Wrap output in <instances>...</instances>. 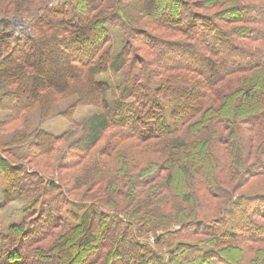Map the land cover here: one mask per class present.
Returning <instances> with one entry per match:
<instances>
[{
	"label": "trees",
	"instance_id": "trees-1",
	"mask_svg": "<svg viewBox=\"0 0 264 264\" xmlns=\"http://www.w3.org/2000/svg\"><path fill=\"white\" fill-rule=\"evenodd\" d=\"M169 1L175 5V9L170 10V15L176 17L178 25H165L168 26L166 30L197 46L204 62H200L203 65L201 70L193 68V63L186 65L184 62L187 60L182 56L178 57L182 63L155 64L157 71L163 73L164 78H169L166 83H159L153 89V101L148 104L150 110L144 107L141 112L143 117L137 122L139 125L147 122L149 136H137L133 140L152 146L164 138L163 144L158 146L161 149L152 151L151 160L139 151H129L139 160V164L133 165L129 170H125L123 159L117 153L116 165L122 169L116 176L127 179L128 182L126 188L116 185L113 192H108L106 184H102L105 177L95 179L93 191L97 190L99 194L111 193L105 197V202L98 198V194L94 195L95 198H90L83 191L90 182L86 183L87 177H79L75 180L77 185H74L78 199L61 200L52 210L49 196L58 197L54 191V183L48 184L40 177L35 180L37 175L34 173L31 178L25 174L22 176L21 173L18 174V166L13 168L9 161L0 159V174L5 181V204L18 199L31 205L21 224L11 225L6 234L0 233V264H72L73 256L69 253L70 256L66 257L64 250L69 240L75 236L80 237L78 251L81 254L100 249L88 260L81 261V264H212L213 260L221 264H256L264 258V213L259 209H255L254 215L247 213L246 210L250 207L247 208L245 204L254 203L253 195L245 196L239 192L251 180L264 177V21L251 16L248 23L255 26L256 31L239 27L246 25L245 15L248 12L256 9L264 12V0ZM185 4L190 5L189 19H185V12L179 10L180 7L185 8ZM146 5L151 8V12H145ZM36 6L43 7L45 17L34 22L33 35H24L16 41L8 31L11 23L0 20V50L3 47L8 49L7 55L0 60V111L8 112V118L15 120L25 114L28 116L32 110L30 107L48 103L47 100L42 102L38 98L27 108L24 100L28 91H25L23 85L29 82L31 92H36L37 86L41 88L38 80L41 77L32 75L38 65L34 56L37 54L41 59L47 57L48 51L44 50L54 45L59 37L66 39V46L62 43L61 47L64 54L69 56V69L73 79L75 78L72 86L77 88L78 101L75 105L98 107L104 103L107 108V103L101 96V92L107 90L106 85L89 79L87 83H83L81 76L90 72L85 69L86 66H94L99 74L106 72L105 66L113 68L114 65L109 61L110 43L103 50L105 40L109 42V26L128 27L127 38L132 47L133 42L137 41L134 39L136 37L133 38L135 34L132 23L135 17L138 13L147 16L156 14L158 0H110L108 4L106 0H68L61 8L56 9L44 8L45 0H0V16L20 18ZM231 9L237 11L238 16L227 17L225 11ZM82 12L85 13V18L82 16L84 19L80 14ZM215 16L223 18L220 19L222 24ZM92 19L96 21L92 31L81 32V22ZM76 25H79L78 30L73 29ZM143 44L153 46L146 40ZM248 47L255 48L254 52H244ZM154 50L156 61L165 59L160 48ZM119 55L122 59L125 50H121ZM188 57L193 55L188 54L187 59ZM144 64L145 62L140 64L139 73L144 74ZM10 66L20 71L10 73ZM68 88L71 89V84L65 90L68 91ZM65 90L62 91L63 94L66 93ZM87 90H92L90 93L94 95L93 101L86 96ZM80 91L85 92V97ZM140 92H144L141 85ZM40 93L46 95L50 103L56 100L53 98L54 93L52 100L46 94L47 90ZM162 99L173 107L170 116L173 126L186 129L187 133L181 130L178 134H173L175 129L168 124L160 105ZM48 117L50 115H42L40 119ZM83 125H86L84 130L89 132L86 148H93L106 130L107 121L95 114ZM40 133L38 131L33 135ZM187 134L191 136L189 139H186ZM43 135L55 144L69 141L70 137L69 133L56 138L46 134L41 136ZM19 136L29 138L24 132H18L11 139H14L10 144L11 148L22 147H17L21 144L17 141ZM172 137H175V141L169 139ZM166 138L169 141H165ZM191 155L206 158L208 162L205 166L212 172H204L200 164L192 173L188 166ZM111 157L113 158L112 153ZM85 159L87 158L82 157L78 164L81 166ZM92 161L93 159H89L88 162ZM105 161L102 160L99 165L93 162L95 173L104 172L103 165L108 172L109 166H114V163ZM149 169L154 172L147 176ZM173 169L178 171L173 172ZM116 176L109 172L111 179H117ZM134 181L141 183L140 187H135ZM26 192L29 194L26 195ZM24 195L28 196L27 200ZM88 199L91 201L88 202ZM206 199L213 203L210 210L204 208L209 213L216 212V220L228 218L231 216L230 211L235 219L242 218L235 216L233 212L242 209L244 216L252 219L258 216L261 222L246 224L244 229L247 235L233 231V228L221 230L217 225L209 223H203V227H206L203 230L200 228L201 231L196 225L188 228L189 221H194L197 211L202 210L197 208V203L201 202L204 206ZM221 199L228 206L223 205ZM214 203L217 206L214 207ZM196 223L199 222H194ZM135 235H158L157 240L172 238L179 243L168 258L164 259L147 245L138 243ZM111 236L113 241L110 240ZM179 236L181 239H176ZM97 244L100 245L99 248L96 247ZM244 246L247 247L246 251ZM71 247L72 245L69 249ZM201 247L206 248L207 252L202 253ZM127 249L132 257L130 263L123 261L121 257L122 252ZM245 252L249 263L243 261ZM193 253L197 256L190 257Z\"/></svg>",
	"mask_w": 264,
	"mask_h": 264
},
{
	"label": "rangeland",
	"instance_id": "rangeland-1",
	"mask_svg": "<svg viewBox=\"0 0 264 264\" xmlns=\"http://www.w3.org/2000/svg\"><path fill=\"white\" fill-rule=\"evenodd\" d=\"M66 1L68 0H45L44 8H61L63 4L66 3ZM109 1L110 0H106L107 4ZM185 1L189 2L191 0ZM244 1L245 0H243V2ZM158 3V9L155 8L156 14H148L149 16H147V14L138 13V16L135 17V20L132 23L134 25L133 31L135 34L133 38L136 37L134 39L137 41L133 42L134 44L132 47L130 46V41L127 38V35L129 34L128 27L125 25L124 27H119V25L109 26V42H106L105 40V46L103 47V50H105L110 43L111 51L109 55V61L114 65V67L107 68L105 66L104 70H106V72L99 74L98 70L94 66H86L85 69H88L90 72H87L81 76L83 77V83H87V80L89 79L91 81L101 82L106 85L107 90L101 92V96L103 100L106 101L107 108H105L104 103H101V105L98 107L75 105L78 101L76 93L77 88H72L75 78L73 79V75L69 69V56L64 54L61 47L62 43H65L64 46H66V39L65 37H59L58 41H56L57 44L54 43V45L46 47L44 50L48 51V54L46 55L47 57H45L46 59L39 58L37 54L34 56V61L36 65H38L32 72V75L37 76L36 78L39 76L41 77L38 79L40 80L39 83L41 88L37 86V91L31 92L30 83H23V87L26 88L25 91H28V96L26 97L27 100H24L26 102L25 106H28L27 108H29L33 102L37 101L38 98L39 101L43 102V100H47L48 103L43 102V104H40L41 106L38 105L34 108L30 107L32 110L28 116H25L27 115L25 114L21 118L17 117L15 120H11L13 118H8L10 117L8 112L0 111V159L9 161L10 163H8L12 167L18 166L20 168L18 174L21 173L22 176L25 174L31 178L34 173L37 175L35 180L40 177L48 184L54 183L56 187L54 191L58 197L49 196V200H51L49 203L51 206H53L51 210L55 209L57 206L54 205L61 200L67 199L68 201L71 199H78L77 193L74 192V185H77L75 184V180L77 181L79 177H87L86 183H88V181L90 182L85 188H83V191L86 192L90 198H92V196L95 198L94 195L98 194V198L105 202V197L111 194H108V192H113L114 187H117L116 185L126 188L128 182L127 179L124 180L116 176L118 171L122 169L121 166L116 165L117 153L123 159V165L126 167L125 170H129L133 165L139 164L138 158L134 157L131 153H129V151H139L142 155L145 154L148 159L151 160L150 156L153 153L152 151H158L161 149V147L158 146L161 145V143L163 144L164 138H162L160 141L158 140L157 145L153 144L152 146L149 145V143H139L136 140H133V137L149 136V132L147 131V122H143L141 125H139L137 122L143 117L141 116V112L143 111L144 107L150 110V108H148L150 107L148 104L153 101H151L154 96L152 93L153 89L157 87L159 83H166L168 81L167 78H169L168 76L167 78H164L162 75L163 73L160 74L161 72L157 71L155 64L163 65L173 64L176 62L182 63V60H179L178 58L179 56H182L187 60L184 62L186 65L193 63L194 67H191L197 68V70H201L203 68V65L200 62H204V60L203 57H201L202 54L200 49L197 46L178 38L177 35H171L166 30V27L168 26L165 25H178V23L175 21L176 17L170 15V10L173 11V9H175V5L170 3L169 0H158ZM185 6V8L180 7L179 10L181 12H185L183 15L185 19H189L190 13L188 6L190 5L185 4ZM239 7H241V5H239ZM42 8V6H36L35 8L30 9L27 14L20 18L0 16V20H7L11 23V27L8 31L13 34V38L17 41L24 35H33L34 22L36 20L39 21L41 17H45L44 10ZM150 10L151 8L147 7L146 5L145 12H151ZM225 12L227 13V17L230 16L232 18L238 16L239 14L237 11L232 9L226 10ZM259 12V9H256L254 12H248V14L245 15V18L247 19L245 21L246 25L242 24V26L239 27H243L246 30L249 28L251 31H256L255 26L249 24L248 22L250 20L249 17L251 18V16L257 18L258 21L259 19L264 21V12ZM80 14L81 17L84 16L85 18V13L82 12ZM210 15H213V13ZM215 18L219 22L220 19H223L218 16H215ZM81 23V32L83 33L91 32V28H94L96 25V21L94 19L91 21L87 20L86 22L84 20ZM220 23L222 24V22ZM43 24L45 25V22H43ZM79 25H76V27L73 29L78 30ZM161 26L164 28H161ZM144 40H146L149 44H153V46H146L143 44ZM158 43L161 44L158 45ZM157 47L160 48V51L163 53V55H165V59L158 61L155 60L154 49ZM123 49L125 50V56H123L121 59L119 53ZM6 50L8 49L5 47L1 48L0 60L2 57L7 55L8 51ZM250 50L251 53H253L255 48H245L244 52L249 53ZM188 54H190V56L193 55V57H188L187 59ZM144 62V74H142L139 73L138 68H140V64ZM8 71H10V73L13 71L18 73L20 69L10 66ZM136 72L138 73L137 75ZM14 80L16 79L14 78ZM46 84H48V87H45ZM70 84L71 89L68 88V91H66L65 89H67ZM140 85L144 90V92H140L141 94L139 93ZM53 89L57 91L54 92ZM44 90H47L46 94H49L50 100L53 98L56 100L50 103L48 97L46 95L45 97L40 93V91ZM63 90H65L66 93L63 94ZM85 92L86 96L91 101H93L94 95L93 93H90L92 90H87ZM85 92L80 91V93H83L84 97ZM52 94L53 98H51ZM83 101H85V99ZM160 105L168 124L172 129H175L173 134H178L181 132V130L186 132V129H180L173 126L170 117L173 110L172 105L163 99L160 100ZM13 106L14 105H12V107ZM95 114H99L102 119L107 121L106 130L102 133V137L100 136L101 139L97 145H95L93 148H86V145L88 144L87 139L89 137V132L88 130H84L86 125L84 126L83 124L88 118ZM42 115H50V117L45 120H41L40 117ZM21 131L27 134L29 138L27 139L23 136L17 137L18 143H21L20 145H17V147H22L18 149L11 148L10 144L11 142L13 143L14 140L13 139L11 141V139L14 137V135ZM38 131L41 132L40 135H33V133H37ZM68 133L70 134L69 141L66 140L56 144L53 143L52 140V142H50V140L45 138L44 135L41 136L42 134H46L56 138L61 136L63 137ZM33 136L38 138V140L33 139ZM186 137V139H189L191 136L187 134ZM174 138L175 137L169 139H173L172 141H175ZM169 139L166 138L165 141H169ZM111 153L114 159L111 157ZM154 155L156 156L155 153ZM82 157L87 159L83 160L84 162L80 166L78 163H81L82 160L80 159H82ZM163 158L164 157H161V159ZM89 159H93L92 163L88 162ZM102 160H106L105 163H114V168L109 166V172L113 174V176H116L117 179H111V177H109V172L105 170L104 165V172L97 171V173H95V170L92 168L93 162H96L95 164L99 165V162H102ZM207 162L208 161L206 158L204 159L201 156L192 157L191 155L188 166L190 167L192 173L193 169L200 164L203 167L204 172H210V169L205 166V163ZM158 170L160 171V169ZM159 171L157 174H159ZM172 171L177 172L178 170L173 169ZM152 172H154V170L149 169L146 175L148 176ZM12 175L13 177H17V175ZM210 175L211 174H209V176ZM101 176L105 177V180L102 181V184H106L107 187H104L108 191L103 194H99L97 193V190L93 191L92 189L94 187L93 184L95 179L101 178ZM136 182L137 181L133 182L134 186L140 187L141 183L137 184ZM4 183L5 181L3 175L0 174V233L6 234L8 228L11 225H19L22 223L24 215L28 214L27 211H29L31 205L18 199H14L12 202L5 204ZM12 184L13 183L11 181L10 185ZM91 191L93 193H91ZM125 191L128 190L125 189ZM239 192L245 194V196L253 195L254 203L245 204L247 208L250 207L246 210L247 213L254 215L256 213L255 209H259L258 211L264 213V200L262 201L264 194V177H257L251 180L250 184L244 189L239 190ZM25 194L28 195L29 192H26ZM26 195H24V199L27 200L28 196ZM59 196L63 197L61 198ZM87 201L90 202L91 200L88 199ZM220 202H223V205L228 206L225 200L221 199ZM204 203L206 206H202L201 202L197 203V208L200 207L202 210H198L199 212L197 211L196 219L194 221H189V225L187 226L188 228L197 226L199 230L200 228L203 230V228L206 227V225L203 227V223H209L214 226L217 225V228L221 230H231L233 228V231H239L241 234L243 233V235H247L248 233L244 229L246 224L253 225L254 223L261 222V219H259L258 216H252L255 221L249 216H244L242 209H238L237 211L233 210L235 216L242 218L235 219L232 215V212L230 211L231 216L228 218H224V220H216L217 213L213 211L209 213L208 210L204 208L206 207L210 210L213 202L206 199ZM57 205L59 206V203ZM90 205L91 204H87V206ZM215 206H217V203H214V207ZM64 210L65 209L62 211L64 212ZM197 221L199 223L194 224V222ZM108 226H110V224H108ZM184 235H186V233H184ZM146 237L147 236L142 237L135 235V240L138 243L147 245L151 250L164 259L168 258L169 254L175 250L179 243L178 240L172 238H167L166 240H157L156 237H158V235H149V237ZM112 238L113 237L111 236V241H113ZM176 239L181 238L179 236ZM79 240L80 237H72L69 240L68 246L65 247L64 250L66 257L70 256L69 253H71L73 256V260L71 262L72 264H81V261L88 260L95 251L100 250L94 249V251L88 254H81L78 251V245L81 243ZM70 245H72L71 249H69ZM96 247L99 248L100 245L97 244ZM244 248L246 251L247 247L244 246ZM57 251L58 250H56V252ZM205 251L207 252V249L201 247V252L204 253ZM196 256V253L190 255V257ZM121 257L123 258V261L127 263H130L132 260L131 255L128 253V249L127 251L124 250L122 252ZM53 258H56L55 255H53ZM243 261L244 263H249V257L246 252ZM211 262L212 264H221L214 262V260ZM256 264H264V258L260 259V261H258Z\"/></svg>",
	"mask_w": 264,
	"mask_h": 264
}]
</instances>
